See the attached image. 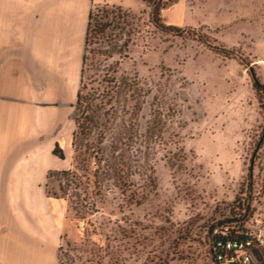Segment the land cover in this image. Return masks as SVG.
<instances>
[{
	"label": "rangeland",
	"instance_id": "obj_1",
	"mask_svg": "<svg viewBox=\"0 0 264 264\" xmlns=\"http://www.w3.org/2000/svg\"><path fill=\"white\" fill-rule=\"evenodd\" d=\"M191 1L211 4L209 15L215 19V24L194 28L255 63L264 82V64L256 63L264 57V0ZM149 11L132 12L134 31L120 70L135 74L175 110L168 116L167 143L150 155L155 185L138 206L106 194L95 208L101 226L96 229L72 218L63 198L52 199L51 212H62L59 246L68 253L60 264H95L90 249L104 248L107 236L122 264H144L147 255L168 264H213L198 238L208 225L229 215L237 196L245 195L241 188L264 126V102L257 100L248 67L188 35L156 30L148 22ZM171 151L180 158L174 164L165 157ZM70 161L68 156L63 165L69 167ZM252 172L246 223L258 219L264 225V140ZM86 228L89 241L84 240ZM175 252L181 260L171 259Z\"/></svg>",
	"mask_w": 264,
	"mask_h": 264
},
{
	"label": "crops",
	"instance_id": "obj_2",
	"mask_svg": "<svg viewBox=\"0 0 264 264\" xmlns=\"http://www.w3.org/2000/svg\"><path fill=\"white\" fill-rule=\"evenodd\" d=\"M163 1L166 25L215 24L211 4ZM94 5L148 9L142 0H0V264H58L62 212H51L58 199L45 184L71 158L70 115Z\"/></svg>",
	"mask_w": 264,
	"mask_h": 264
},
{
	"label": "trees",
	"instance_id": "obj_3",
	"mask_svg": "<svg viewBox=\"0 0 264 264\" xmlns=\"http://www.w3.org/2000/svg\"><path fill=\"white\" fill-rule=\"evenodd\" d=\"M150 9L148 22L158 31L188 35L203 43L213 53L236 59L248 67L252 87L259 101L264 102V82L254 70L252 61L233 48L217 44L199 28L166 25L160 17L165 5L163 0H142ZM133 13L120 6L94 5L88 15L84 49L81 58L79 86L73 107L74 128L71 137V161L69 167L52 170L47 175L46 193L66 201V212L77 222L100 228L96 221L97 202L104 203L106 194H117L121 203L138 206L145 199L149 187H154L153 159L158 148L166 144L167 121L174 108L157 92L143 85L135 74L120 70L133 34ZM264 140V126L255 142L251 161L247 168L245 187L229 205V215L208 225L198 239L206 246V253L213 264L216 236L213 226L229 224L243 226L249 215L252 194V171L256 154ZM177 149V148H176ZM181 150V149H178ZM53 155L64 158L63 150L55 144ZM152 153V154H151ZM171 164L180 158L178 151L167 152ZM172 161V162H171ZM147 182L142 185V182ZM55 184V185H52ZM233 231H236L233 229ZM62 238V235H61ZM104 248L90 249L95 264H122L118 249L111 250L109 236ZM84 240H90L85 229ZM172 260H181L180 252ZM58 264L68 259V253L57 248ZM147 255L144 264H168L166 259ZM170 259V260H171Z\"/></svg>",
	"mask_w": 264,
	"mask_h": 264
},
{
	"label": "built area",
	"instance_id": "obj_4",
	"mask_svg": "<svg viewBox=\"0 0 264 264\" xmlns=\"http://www.w3.org/2000/svg\"><path fill=\"white\" fill-rule=\"evenodd\" d=\"M235 229L236 231H233ZM217 264H264V225L255 219L251 224L213 226Z\"/></svg>",
	"mask_w": 264,
	"mask_h": 264
},
{
	"label": "water",
	"instance_id": "obj_5",
	"mask_svg": "<svg viewBox=\"0 0 264 264\" xmlns=\"http://www.w3.org/2000/svg\"><path fill=\"white\" fill-rule=\"evenodd\" d=\"M70 116H71V118H73V116H74V113L72 112ZM249 195H250V191H249Z\"/></svg>",
	"mask_w": 264,
	"mask_h": 264
},
{
	"label": "bare ground",
	"instance_id": "obj_6",
	"mask_svg": "<svg viewBox=\"0 0 264 264\" xmlns=\"http://www.w3.org/2000/svg\"><path fill=\"white\" fill-rule=\"evenodd\" d=\"M59 210V209H58Z\"/></svg>",
	"mask_w": 264,
	"mask_h": 264
}]
</instances>
